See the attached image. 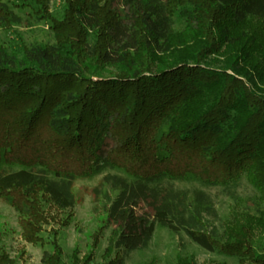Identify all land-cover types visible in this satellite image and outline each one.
I'll list each match as a JSON object with an SVG mask.
<instances>
[{"label":"trees","instance_id":"16d2710c","mask_svg":"<svg viewBox=\"0 0 264 264\" xmlns=\"http://www.w3.org/2000/svg\"><path fill=\"white\" fill-rule=\"evenodd\" d=\"M65 2L58 21L46 0H0V27L23 24L15 10H27L30 25L44 22L57 39L0 47V165L19 167L0 175V199L17 214L22 239L44 246L53 221L69 227L72 183L110 169L118 174L95 190L100 226L71 264H92L107 230L103 264H126L158 229L239 264H264V0ZM177 19L199 42L172 41ZM242 179L257 196L242 206L233 195L222 227L207 192L162 186L229 190ZM50 231L41 264H66L59 232ZM0 264L21 263L0 245ZM176 264L197 262L178 255Z\"/></svg>","mask_w":264,"mask_h":264},{"label":"rangeland","instance_id":"374dc122","mask_svg":"<svg viewBox=\"0 0 264 264\" xmlns=\"http://www.w3.org/2000/svg\"><path fill=\"white\" fill-rule=\"evenodd\" d=\"M46 2L48 15L58 21L62 20L67 8L65 0H46ZM40 10H43V8ZM15 12L25 21L21 25H14L9 28L0 27V47L15 50L31 42L57 41L54 31L44 22H31L32 24H29L30 19L27 17V10L22 13L18 10H15ZM187 27V24L177 19L173 27L177 34L172 37V41L199 42L200 39L195 40L192 35L187 38L188 33H183ZM18 170L19 167L17 166L0 165V175ZM36 173L39 177L48 176L39 170ZM107 174L117 175L118 172L106 169L97 177L80 179L72 183V190L77 202L74 221L69 227L63 229L60 228L57 221H53L44 233L46 242L44 246H33L22 239L17 214L4 200L0 199V245L11 258H15L21 264H41L44 253L51 250L53 234L50 230L53 228L59 232L58 241L64 251V263H72V254L76 249L81 252L82 256L87 255L93 242V234L100 226L98 219L103 215L101 202L95 197V190L98 189L102 178ZM169 185L177 189H201L207 192L214 200L219 216L216 224L219 227L225 225L230 219V213L236 205L232 199L233 195L240 200L239 203L242 206H251L249 200H253L257 196L256 190L246 179H242L236 187L229 190L214 187L207 188L197 182L165 181L162 184V186ZM139 216L151 220V212L147 208H142L139 211ZM122 219L123 215L116 217L114 222L110 223V229L114 227L115 222ZM109 232L110 230H107L104 233L105 235L95 251L92 264L104 263L103 255L107 247ZM259 236L260 231H253L250 232L249 238L257 239ZM178 255L192 256L197 264H239L237 259L209 253L192 243L184 234L175 235L165 229H158L150 246L146 250L132 253L126 264H145L152 258H157L161 264H176Z\"/></svg>","mask_w":264,"mask_h":264}]
</instances>
